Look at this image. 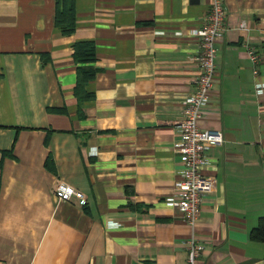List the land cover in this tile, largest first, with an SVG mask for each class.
I'll list each match as a JSON object with an SVG mask.
<instances>
[{"label":"crops","instance_id":"0c3cea01","mask_svg":"<svg viewBox=\"0 0 264 264\" xmlns=\"http://www.w3.org/2000/svg\"><path fill=\"white\" fill-rule=\"evenodd\" d=\"M197 126L218 130L188 223L171 203L174 122L197 74L207 0H0V264H264V0H223ZM77 41L93 69L74 91ZM248 48L258 53L256 72ZM85 202L58 199L56 182Z\"/></svg>","mask_w":264,"mask_h":264},{"label":"built area","instance_id":"2783aa9c","mask_svg":"<svg viewBox=\"0 0 264 264\" xmlns=\"http://www.w3.org/2000/svg\"><path fill=\"white\" fill-rule=\"evenodd\" d=\"M224 17L223 0H207L204 19L194 30L197 39L194 55L197 74L193 88L183 98L180 118L173 125L177 136L173 145L179 152L180 169L179 176L173 182L176 195L172 197L171 203L177 206L188 223L194 221L202 195L211 187V180L201 173V167L206 163L205 151L220 144L222 140L218 130L199 128L197 119L213 81L216 40L222 33ZM247 51L253 64L252 71L256 72L258 53L253 48ZM52 191L58 199L74 198L79 204L85 202L81 191L63 181L56 182ZM200 249L201 244L190 238L187 242V256L182 264H193Z\"/></svg>","mask_w":264,"mask_h":264},{"label":"trees","instance_id":"16d2710c","mask_svg":"<svg viewBox=\"0 0 264 264\" xmlns=\"http://www.w3.org/2000/svg\"><path fill=\"white\" fill-rule=\"evenodd\" d=\"M53 22L59 26L61 31L69 32L73 28L72 0H55V10ZM73 60L78 63L75 67V84L74 91L77 92L79 87H82L85 79L91 76L93 69L83 66L82 63L93 59V47L89 41H77L72 45L71 52ZM264 228V227H263ZM264 238V231L261 234L260 230L254 231L251 236Z\"/></svg>","mask_w":264,"mask_h":264}]
</instances>
